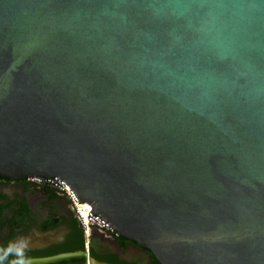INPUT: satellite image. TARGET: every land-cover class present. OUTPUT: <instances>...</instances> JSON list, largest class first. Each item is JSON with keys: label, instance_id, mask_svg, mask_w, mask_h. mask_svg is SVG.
<instances>
[{"label": "water", "instance_id": "water-1", "mask_svg": "<svg viewBox=\"0 0 264 264\" xmlns=\"http://www.w3.org/2000/svg\"><path fill=\"white\" fill-rule=\"evenodd\" d=\"M30 178L157 264H264V0H0V180Z\"/></svg>", "mask_w": 264, "mask_h": 264}, {"label": "flooded vegetation", "instance_id": "flooded-vegetation-1", "mask_svg": "<svg viewBox=\"0 0 264 264\" xmlns=\"http://www.w3.org/2000/svg\"><path fill=\"white\" fill-rule=\"evenodd\" d=\"M26 239L30 260H49L53 264H153L152 256L131 243L124 247L115 239L92 233L86 242L84 232L51 182L30 178L0 180V250L14 241ZM48 244L41 250L30 247ZM9 257L5 264H13Z\"/></svg>", "mask_w": 264, "mask_h": 264}, {"label": "built area", "instance_id": "built-area-1", "mask_svg": "<svg viewBox=\"0 0 264 264\" xmlns=\"http://www.w3.org/2000/svg\"><path fill=\"white\" fill-rule=\"evenodd\" d=\"M57 189L59 194L68 201L70 209L74 213L84 232L86 242H89L88 240L91 238L92 233L94 232L102 235L107 240L115 239L111 232H109L95 220V216L90 213L92 209L90 205L86 203H79L77 205L70 191L66 187L61 189L57 187Z\"/></svg>", "mask_w": 264, "mask_h": 264}, {"label": "clouds", "instance_id": "clouds-1", "mask_svg": "<svg viewBox=\"0 0 264 264\" xmlns=\"http://www.w3.org/2000/svg\"><path fill=\"white\" fill-rule=\"evenodd\" d=\"M28 246V240L20 239L0 250V264H5L9 257H14L13 264H32V261L26 256Z\"/></svg>", "mask_w": 264, "mask_h": 264}, {"label": "trees", "instance_id": "trees-1", "mask_svg": "<svg viewBox=\"0 0 264 264\" xmlns=\"http://www.w3.org/2000/svg\"><path fill=\"white\" fill-rule=\"evenodd\" d=\"M116 240L120 243V245L122 247H124L128 243V241L123 240V239H119V238H116ZM152 261H153V264H157L156 261H155V259L153 257H152Z\"/></svg>", "mask_w": 264, "mask_h": 264}]
</instances>
